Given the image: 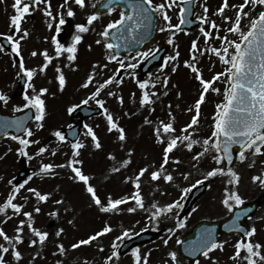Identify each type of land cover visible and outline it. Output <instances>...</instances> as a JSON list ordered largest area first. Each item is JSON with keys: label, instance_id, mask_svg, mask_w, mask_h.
<instances>
[{"label": "rangeland", "instance_id": "obj_1", "mask_svg": "<svg viewBox=\"0 0 264 264\" xmlns=\"http://www.w3.org/2000/svg\"><path fill=\"white\" fill-rule=\"evenodd\" d=\"M100 1L86 0L85 7L81 8L76 5L75 0H67L66 4L65 0H51V11L56 17L55 20L46 16L43 11L46 5L41 3L38 8L25 15V18L21 22V30L17 32L11 24V17L16 14L14 9L15 0H0L1 31L12 35L16 33V38H19L23 35V30L27 29L29 35L21 40V54L26 59L25 65L28 68H37V74L31 82L35 85V90L37 91L44 87L49 89V92L44 94L47 107V115L43 122L44 127L37 128L38 122L35 119L30 125L34 134L29 139L38 141V143L27 147L29 155L24 156L20 154L17 149L23 146L19 141L13 140L11 137L2 140L0 143V177H2L0 179V204L6 200V197L11 192L13 185L9 184V181L13 180V178L16 179L23 161L26 162L27 167L31 168L32 172H39L43 163L62 165L71 158L73 154L71 148L72 142L68 140L60 142L54 134L55 131L75 125L80 119V115L73 116L68 109L73 105L83 104V101L87 100L91 92L95 90V83L89 85L87 88L82 87L93 66L97 62L100 65H108L107 68L98 67L96 69V80L100 82L113 75L114 71L119 67L115 61H108L106 59V53L112 52V50L106 49L104 38L100 36V33L109 22L119 19V14L122 10L118 8L113 12L100 15L89 26V31L82 33L83 40L78 45L77 59L75 61L68 59L70 54L66 51L60 56H56L55 54V43L52 37L58 35L56 27L59 24V15L63 13L66 20V24L60 26V32H63L65 35V39L61 42L67 45L71 43V37L77 32L75 25L80 23L87 24V17L94 12L95 7ZM198 1L195 18L204 15V6L206 5L208 7L207 15L209 20H215L218 25H221L218 29L220 35H227L230 40L239 39L238 34L234 35L227 32V27L230 26L229 22L217 14V9L223 4V0ZM27 2V0H24V3ZM159 2L160 0H154V3ZM243 2L244 0H229L230 7L225 9L224 15L235 17L236 9L231 7V5H239ZM180 3L181 0H176L175 6L168 10L169 15L172 16L173 24H176L178 20L176 16ZM61 5H64V7L61 8ZM69 7L75 11V15L71 16L72 21L69 19L71 23L67 22L69 17L67 10ZM245 11L250 14L242 21V28L246 31L250 19L258 15L261 11V6L249 5ZM49 23H52V28L48 27ZM163 24L164 21L157 13L156 34L141 51L147 49L155 50L157 46L169 42L171 32L159 31V28ZM202 24L204 28L209 29L215 35L217 30L211 29L210 24L203 21L194 30L176 32L174 42L171 43V49L168 53V56H171L175 55L177 50L180 52L178 59L179 68L176 72H172L171 70L172 64L175 63L171 61L169 62V66L163 70V73H159L157 70L160 66H156L151 71L153 73L152 77H149V75L141 77L139 68L135 70L140 79H152L155 81L157 76L167 75L170 77L167 89L160 82L155 83L154 87L151 84L148 86L150 92L157 93V95L153 96L154 104L140 105L142 90L139 88L136 80L127 75L128 70L125 69L122 74L124 83L119 84L117 82L109 85L101 93V96L98 98L106 101L105 107L109 109L125 129L127 139L120 141L118 139L119 133L116 130L109 131L108 121L103 112H101L99 115L85 119L82 122L80 141L84 143L85 147L81 149L80 156L78 157L79 160L83 161V171L92 177L91 183L97 187L98 193L104 199L109 194L114 198L133 194L135 186L132 181L126 178H134L139 169L147 166L149 172L145 173L144 177L141 178V189L145 203L147 204L146 208H150L153 202H159L163 205L180 199L181 196H183L182 203H184L187 196L183 192L184 187L192 188V184L198 185L196 183L198 180H202V183H207L208 187L205 193L198 198L191 211L185 215L188 218L186 226L176 230L175 235L165 245L163 241L169 235L167 229L175 227L172 215L161 217L159 225H155L154 223L150 225L146 219L149 212L145 210L138 209L135 213H130L126 210L122 213L101 212L99 208L92 204L90 196L85 190V184L73 181L69 168L57 167L54 169L56 175L52 176L53 179L49 180L47 178L49 175L33 177L30 181L31 183L29 182L32 186H28V184L17 197V202H23V198H28L25 210L33 211L35 227L48 231L50 233L49 237L42 246L40 244L35 246L30 245L28 243L29 237H35L32 236L29 226L26 225L24 231L25 241L17 245L23 254L22 259L19 261L15 260L10 249L9 253L4 254L7 264H57V261L62 262V264H105V258L112 251L111 245L125 228H130L136 233L141 232V229L149 232H160L156 240L137 246L141 250L142 257L150 253L148 255V264H166V262L167 264H173L168 256V253L172 250L177 251L179 261L185 264L186 260L179 250V244L176 243L177 239H180L189 232L200 221H221L231 215V211L222 202L226 195L225 188L238 190L244 198L245 203L253 200L261 202V212L258 211L249 219L248 224L250 228L255 226L257 229V232L251 237L252 241L264 245V184L252 179L253 176L257 175L264 177V154L254 155L249 150L246 153L247 159L244 161H240L237 157L233 168L240 174L239 185H229L227 181L230 177L227 175H217L208 180H203L204 175L209 170L218 166L212 160L215 152L205 154L199 163H194L192 158L189 157L188 150L183 146L178 147L171 154L172 157L182 158L183 160H180L181 163L176 165L170 160L169 165L166 166L167 171L173 173L174 180L172 182H167L163 177L159 181H154L149 175L151 171H154L161 164L160 160L163 158V149L165 147L164 144L158 142L154 132L155 127L159 125L160 121L169 122L171 115L174 114V127L176 128V134L180 135L182 134L181 130L184 125L189 123L191 117L195 114L194 110L190 112L188 109L194 108V102L200 95L201 85L195 79L191 70L184 65V61L191 58L192 42L199 38L198 43L201 49L209 45L222 46V41L216 38V36L211 41L205 40L201 32ZM45 37H48V39H45ZM97 40H101V43L98 44ZM45 49L48 50L49 55L53 56V60L46 71H40L39 66L45 62V58L41 53ZM34 50L38 53L36 56L32 55ZM131 55H135V53ZM125 62L127 63V61ZM198 66L201 67L206 79H211L215 73L222 72L225 67L219 58L211 52H205L203 55L198 54ZM58 67L63 69L67 78V83L63 90L58 87V73L56 71ZM9 71V76H7ZM16 71L15 62L4 54L3 50H0V89L9 90L10 92L6 94L12 97L11 102L3 104L1 109L20 108L24 104L22 103L23 100H19V96L13 97L19 82V75L13 74ZM214 87L220 88L221 92L217 94L209 90L205 102L201 107L200 122L196 126L197 136L204 137L211 135V127L207 125H209L211 119L214 120L217 103L224 100V89L227 87L224 81H217ZM27 89L29 95L34 94L33 89L28 88V86ZM109 91H115L117 96L123 95L124 103L120 104L117 97L109 96L107 94ZM165 92H167V95H164ZM133 93L135 96H133ZM87 103L91 106H98L95 103V99L88 100ZM169 104H171V108H169ZM131 119H134L135 122L129 125L130 122L127 121ZM146 120H150L152 123H146ZM85 124L91 125L97 133L102 144L100 149L95 148L92 137L86 134L87 129L85 128ZM199 128H203V131L199 132ZM24 135L26 136V134ZM164 135L165 141H167L168 134ZM47 137L53 139L56 137V140L44 146L43 141ZM41 147H47L49 151L37 155L36 153ZM133 149L134 151H131ZM53 150H55V154H53ZM110 153L114 154L115 159L111 158ZM129 156L131 157V162L126 167L121 168L119 172L114 173L111 171L113 167H120L122 161ZM219 166L223 167V164ZM182 173L187 174V178ZM33 184H36L34 186L39 190L42 187L41 192L52 193L47 202L37 203L35 197L27 192V188L33 187ZM61 198H63L62 204L55 203L56 200H60ZM135 206V203L130 201L121 207L127 209V207ZM35 207H40L42 211L39 213L34 212ZM55 210H59V215H50ZM180 210H178V213ZM11 215V210H9L8 216ZM100 216H103L106 222H102L103 219H100ZM20 219L26 218L23 215H19L6 219L5 215L0 213V226L10 236L14 235V230L19 226ZM70 221L74 222L70 223ZM5 222L8 223L5 224ZM107 222L112 226V232L98 237L91 244L82 245L76 249L71 247L73 243L86 239L88 236L96 233L98 229H102ZM60 228H63L64 232L60 236H56L55 233ZM240 239L239 235L223 237L222 241L227 242L224 249L213 250L207 258L201 257L199 264H247L243 259L247 255L246 252H242L241 258L238 261L232 259L235 253L236 242ZM0 243H6L2 237H0ZM60 243H63L65 247L66 251L64 253L58 251ZM118 243L121 244L122 242ZM101 247H103V251L100 250ZM132 250L126 254H120L118 259L114 258L112 264H134L135 257ZM261 251L264 252V249H261ZM36 253H39V256H36ZM258 264H264V261L258 259Z\"/></svg>", "mask_w": 264, "mask_h": 264}, {"label": "snow or ice", "instance_id": "obj_2", "mask_svg": "<svg viewBox=\"0 0 264 264\" xmlns=\"http://www.w3.org/2000/svg\"><path fill=\"white\" fill-rule=\"evenodd\" d=\"M122 2L126 10L121 11L119 14V19L109 22L104 30L100 33V36L104 38L106 49L113 50L112 52L106 53V59L108 61H115L119 67L109 76L107 79H104L103 82L97 81L96 69L98 67L107 68L108 65H100L97 62L90 74L87 76L82 87L87 88L89 85L95 83V90L91 92L87 100L83 103H87L88 100L95 99V103L103 109V114L105 115L108 124L109 131L116 130L119 135L118 139L124 141L127 139L125 129L120 125L114 115L105 107L106 101L102 98L101 93L109 86L114 83L123 84V77L120 75V70L125 69L127 75L134 78L139 88L142 90V96L140 98V105H151L154 104L153 96L157 95L156 92H150L148 86L151 84L153 87L155 83H162L163 87L167 89L170 77L167 75L157 76L156 80L152 79H140L136 74V69L141 66L142 61H147L149 58H156V51L153 49H147L144 51L137 50L135 55H126L121 56L119 49L121 48H131L136 44H141L146 35H148V30L151 27L153 20V15L158 13L159 16L164 21L162 27L159 28L160 32L170 31L171 36L169 42L173 43L176 32L183 31L182 25L191 24L192 21L187 18L188 14L191 11V5L193 0H181L180 6V21L179 23H172V16L169 15V9L173 8L176 4V0H160L159 3H154V0H107V4L104 5L109 12L116 10L115 5ZM45 4L43 9L47 17L55 20L56 17L51 11L52 4L51 0H28L27 3H23V0H15V11L16 14L11 17V24L14 26L15 30L19 32L21 30V22L25 18L26 14H29L35 8H38L39 5ZM67 0H65V4ZM76 5L83 8L86 5V0H75ZM22 5V6H21ZM249 5H258L264 6V0H244L243 3L239 5H231V7L236 9L235 17L224 15L225 9L230 7L229 0H223V4L217 9V14L223 17L225 21H228L230 26L227 27L228 33L238 34L239 39H229L227 35L221 36L218 29L221 25H218L215 20H209L207 15L208 7L204 6V15L197 16L196 19L203 21L204 23L210 24L211 29H216L215 32L216 38L222 41L221 47H216L209 45L204 49L199 47L198 40H194L191 46V58L184 61V65L191 70L194 74L195 79L200 82L201 91L199 98L194 102V108L188 109V111L194 110V115L191 117L189 123L185 124L181 130L182 134H176V128L174 127V114L171 115L169 122L160 121L159 125L155 127L154 132L157 137L158 142L164 144L163 149V158L162 163L159 167L149 173L150 177L154 181H159L162 177L167 182H172L174 176L172 172L167 171V165H169L170 160L179 165L181 163L179 157H172L171 154L178 147L183 146L185 149L192 151L196 145L201 146V150L194 153L192 159L199 162V160L205 156V154L210 152H215V155L212 156V160L216 162L217 167H213L209 170L203 177V180H208L211 177H216L217 175H227L230 178L227 183L229 185H239L240 183V174L232 166L233 161V146L239 145L240 150L238 153V158L240 161L247 159L246 153L251 150L254 155L264 154V11H260L259 14L250 19L249 26L247 30H243L242 21L245 17H248L249 12L245 11ZM64 5H61L63 8ZM127 9H130L127 10ZM67 15L69 17L75 15V11L69 7L67 10ZM100 12H93L87 17V24L80 23L75 25L77 32L71 37V43L65 45L57 36H53L52 40L55 43V54L56 56L62 55L65 51L69 53L68 59L70 61H75L77 59L78 45L83 40L82 33L89 31V26L100 17ZM66 20L63 13L59 15V24L56 27L57 34L60 33V26L65 25ZM49 28H52V23L48 24ZM112 30H115L113 33ZM201 32L203 33L206 41H211L214 33L207 28L201 25ZM127 33L128 35H124ZM114 34L116 35L118 43H113L108 38ZM27 35H29L27 29L23 30V35L19 38L14 37L12 34H3L0 33V36H5L7 41L11 44V50L19 54V67L20 73H24L27 76V86L28 88L33 89L34 94L29 95L27 91L24 93L26 103L22 105L24 109L34 108L35 109V120L37 123V128L44 127V120L47 115L46 101L44 99V94L49 92L47 87L40 88L38 91L35 90V85L31 82L33 77L37 74V68H28L25 65L24 57L21 54V40H23ZM48 39V37H45ZM98 44L101 43V40L96 41ZM6 46L3 43H0V50L4 49ZM91 47V46H89ZM231 49V51H230ZM205 52L213 53L220 62L225 65L222 72L215 73L211 79H206L203 75V71L200 66H198V54L203 55ZM38 53L34 50L32 52L33 56H36ZM42 56L45 58V62L39 66L40 71H46L49 64L53 60V56L49 55L47 49L42 53ZM180 57V52L177 50L175 55L168 56L164 62L160 65V68L157 70L159 73H163V70L169 66V62H175L172 64V72H176L179 68L178 59ZM127 61V63L125 62ZM78 67V66H77ZM58 75V87L63 90L67 83L66 75L62 68L58 67L56 69ZM149 77L153 76V73H148ZM223 80L227 87L224 89V100L216 105V112L214 114V123L213 130L211 135L203 138L196 139V126L200 122L201 117V107L205 102L206 96L209 90H212L219 94L221 89L214 87L217 81ZM109 96L117 97L120 104L124 103L123 95L117 96L115 91H109L107 93ZM54 95V94H53ZM167 95V92L164 93ZM182 95V93H180ZM133 96L135 94L133 93ZM10 97L3 91L0 90V101L7 102ZM79 105L71 106L68 111L72 112ZM171 108V104H169ZM17 111L20 110L18 107ZM154 110V109H153ZM131 115V114H129ZM31 117V113L25 115L24 117L18 118L14 121L8 122L5 127L15 128L17 131L23 130L26 132L25 135H13L11 133H6L10 135L13 140L19 141L23 146L17 149V151L24 155L28 156L27 147L31 144L38 143L29 139L33 136L32 128H25V122ZM146 123H152L150 120H146ZM87 129V135L92 137L95 148L100 149L102 144L100 139L92 128L91 125L85 124ZM55 136L60 142H65L68 140V137L61 130L55 131ZM168 134V139L165 141V135ZM85 147L84 143L79 139H76L72 142L71 148L73 154L71 158L62 165H55L52 163H43L39 169V172H32L26 179L22 182H15V178L9 181V184H12V190L6 197V200L0 204V213H3L6 219H11L12 216L23 215L26 219L19 220V226L15 228V234L9 235L5 229L0 226V237L6 243H0V264H7L5 255L9 253L10 249L15 260L19 261L22 259V252L17 247V245L24 243L25 236V226H29V230L32 233V236L35 238L29 237L28 243L32 246L40 244L41 246L45 243L50 233L48 231H43L38 227H35V218L33 211H26L25 204L28 202V198H23V202H17V197L20 195L21 190L29 184V182L36 176H45L51 175L54 176L56 173L54 169L57 167H67L71 170V179L76 182H83L85 184V190L89 194L92 204H94L101 212L104 213H122L125 210L130 213H135L138 209L145 210L149 212V215L146 217L149 224L159 225L161 217L168 216L172 214V219L174 220L175 227L168 228L167 232L169 233L167 239L163 242L165 245L169 243L172 236L175 235L176 230L182 229L186 226L187 216L181 218L174 210H180L183 208V196L180 199L174 200L170 203L161 205L159 202H153L150 208H146L144 196L141 189V178L144 177L145 173L149 172L147 166L139 169L137 175L133 177H127V180L132 181L135 186V191L133 194L124 195L119 198L112 197L111 194L107 196L106 199L102 198L98 193V189L95 185L91 183L92 177L88 174H85L83 171L82 165L83 161L79 160L81 149ZM11 150V149H9ZM49 151L47 147L39 148L37 155L43 154ZM131 151H134L131 150ZM55 154V150H53ZM112 159H115L114 154L110 153ZM131 162V157L123 160L120 164V167H113L112 172H119L121 168L126 167ZM225 164L221 167L219 165ZM185 178H187V174ZM2 179V177H0ZM254 181H258L264 184V177L257 175L253 176ZM202 180H198L196 183H202ZM191 187H195L192 185ZM190 191V188L183 189L184 194H187ZM27 192L35 197L37 203L47 202L52 196L51 192H41L38 188L28 187ZM225 198L222 201L223 204L231 211L237 206L244 205L245 200L240 195L239 191L236 189L225 188ZM130 201L135 203V207H127V209L121 207L122 205L128 204ZM55 203L62 204L63 198L56 200ZM11 210L12 215L8 216V212ZM42 209L40 207H35L34 212L39 213ZM67 211V209H65ZM195 211V209H193ZM251 209H243L240 212H236L233 224L236 229H242L243 225L239 223L241 216L247 215ZM52 216H58L59 210H55L50 213ZM74 221H70L72 223ZM112 226L106 224L100 231L88 236L86 239H81L76 243H73L71 247L73 249L79 248L82 245L91 244L98 237L103 236L104 234L112 232ZM145 231V229H141ZM64 232L63 228H60L55 235L60 236ZM257 232L255 226H252L250 230L245 233L247 239L243 236L240 240L236 242L235 253L232 256L234 261H238L241 258L242 252H246L247 255L243 259L247 264H258V259L264 261V252L261 249H264V245L256 242L254 243L251 237ZM138 235L130 228H125L119 236L115 238V242L111 245L112 251L111 254L105 258V264H112L114 258L118 259L120 256V243L123 242L126 238L130 236ZM177 244H182L183 242L180 239H177ZM226 241L218 240L216 238L214 229H203L200 236L197 240L192 241L187 248H184L183 251L190 253L195 256L197 254H202L204 257H209L210 253L213 250L220 249L223 250L225 247ZM103 251V247L100 249ZM58 251L64 253L65 247L63 243L58 245ZM133 255L135 257L134 264H148V255L142 257L141 250L139 247L133 248ZM36 256H39V253H36ZM173 264H179L178 253L175 250H172L168 253ZM258 258V259H257ZM57 264H62V262L57 261ZM167 264V262H166ZM199 264V261H197Z\"/></svg>", "mask_w": 264, "mask_h": 264}, {"label": "water", "instance_id": "obj_3", "mask_svg": "<svg viewBox=\"0 0 264 264\" xmlns=\"http://www.w3.org/2000/svg\"><path fill=\"white\" fill-rule=\"evenodd\" d=\"M194 2H195V0H193L192 5H191V11H190V13L187 16V18L190 19L192 21V23L191 24L182 25V28L190 29V28H193L197 24V21L193 20V16H194ZM105 4H107V1L104 4H102L97 11L101 12V11L107 10V8L104 7ZM115 6H121L124 10H126V7H125V5L122 2L117 3ZM127 10L130 11V9H127ZM155 30H156V13L153 15V20H152V23H151V27L148 30L149 34L146 35L144 41L141 44H136L134 47H131V48H121V49H119L120 53L121 54L130 53V52H133V51L140 50V48L154 36ZM112 31H113V33H115V30H112ZM116 35L117 34H114V35L109 37L110 40L113 43H118L119 42L117 40V38H116ZM124 35H128V34L125 33ZM168 49H169L168 45H164L161 48H159L158 51H156V58L155 59L149 58L147 61H145L142 64V66H141V74L142 75H146L149 72V70L156 63H161L162 60H163V57L167 53ZM120 74H121V71H120ZM22 88H23V83H21L20 91L22 90ZM78 112H82L83 113L82 118L84 119L85 117L92 116V115L98 113V110L97 109H95V110L91 109L90 110V109L87 108V106H83L82 108H80L79 110L76 111V114ZM29 113H31V117L25 122V128H27L28 124L32 121V119L34 117L33 111L31 109H28L26 112L21 113V114H19L17 116H10V115L3 116V117L0 116V137L2 135L6 134V133H9V132H12L14 135H19V134L23 133L24 132L23 130L17 131L15 128H8V127H5V125L8 122L14 121V120H16L18 118H21V117H24L25 115H27ZM79 126H80V123L76 126V128H73L71 130L70 129L65 130L66 136L68 138H70V139H73V140L77 139L78 136H79ZM49 141H51V140L46 141V143H48ZM239 150H240V146L239 145H234L233 146V161H232V164L234 163L235 157H236L237 153L239 152ZM232 164H231V166H232ZM29 172H30V170L26 169L25 163H23L22 166H21V172H20L19 176L17 177V182H19L21 179H23ZM205 189H206V186H201V187L195 188L191 192L189 198L186 201V204H185V207H184V210H183V214L190 210V208L194 204L195 200L200 195L203 194ZM243 209H251V211H249L247 213V215L241 216V218L239 220V223L243 225V228L242 229H236L234 227V224H233V220H234L235 214H236V212H240ZM256 209H257V203H251V204L245 205V206H243V207H241L239 209L238 208L234 209L233 216L230 219H228V220H225V221H222V222H219V223L218 222L217 223H208V222L199 223L193 229V231L182 240V242H183L181 244L182 253L188 258L189 262H196L201 257L202 254H197V255L193 256L190 253L183 251V249L187 248L188 245L192 241L197 240V238L200 236L201 231L203 229H214L215 230V234H216V238L218 240H220V238H221L220 233H222V234H224V233L225 234H231V233L238 232V233H242L243 237L246 238L245 233L249 230V228H248V226L246 224V219L249 218ZM153 237H154V235H149V234L143 233V234L139 235L138 237L130 240L128 242L130 244L129 247L133 246V245H136L137 243H140V242L148 241V240H150Z\"/></svg>", "mask_w": 264, "mask_h": 264}, {"label": "trees", "instance_id": "obj_4", "mask_svg": "<svg viewBox=\"0 0 264 264\" xmlns=\"http://www.w3.org/2000/svg\"><path fill=\"white\" fill-rule=\"evenodd\" d=\"M127 122H130V124L129 125H132L134 122H135V120L134 119H131V120H128ZM201 150V146H195L194 147V149L192 150V151H189V156L192 158L193 157V155H194V153L195 152H197V151H200ZM180 158V157H179ZM180 160H183L182 158H180ZM194 161V160H193ZM194 163H198L197 161H194Z\"/></svg>", "mask_w": 264, "mask_h": 264}, {"label": "bare ground", "instance_id": "obj_5", "mask_svg": "<svg viewBox=\"0 0 264 264\" xmlns=\"http://www.w3.org/2000/svg\"><path fill=\"white\" fill-rule=\"evenodd\" d=\"M259 212H261V209H260V211Z\"/></svg>", "mask_w": 264, "mask_h": 264}]
</instances>
